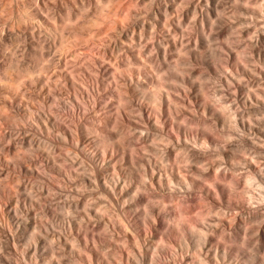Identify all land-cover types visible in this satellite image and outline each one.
I'll return each mask as SVG.
<instances>
[{"label": "rangeland", "instance_id": "obj_1", "mask_svg": "<svg viewBox=\"0 0 264 264\" xmlns=\"http://www.w3.org/2000/svg\"><path fill=\"white\" fill-rule=\"evenodd\" d=\"M197 1L0 0V264H194L179 240L185 235L189 242L187 221L200 209L209 223L204 222L211 247L207 264H264V254L246 248L248 227L264 218V130L258 128L264 118V0H223L210 29L204 20L211 4ZM159 7L169 11V28L179 24L176 39L158 21ZM137 15L148 22L146 37L139 36ZM129 32L132 39H124ZM172 39L188 51L176 57L187 61L186 75L194 82L176 79L177 84L180 77L156 53L153 43L168 48ZM115 45L122 51L114 63L123 72L107 61L97 63ZM128 55L138 67L124 65ZM108 70L131 81L121 84L120 109L105 106L101 83ZM73 76L79 92L88 93L71 106L54 107L53 95L59 87L68 91ZM151 76L159 85L154 91L146 82ZM139 83L145 87L138 90ZM145 90L160 93L152 100L141 95ZM217 106L234 115H228L231 122L221 123L225 113ZM114 130L122 132L119 144L110 138ZM152 136L154 149L148 145ZM144 145L162 151L166 168L157 170L154 159L152 171L144 158L154 155ZM132 161L142 168L136 176L129 172ZM245 173L253 177L244 184ZM136 182L143 189L133 195ZM180 206L191 216L179 225L174 215ZM263 230L256 233L264 237ZM256 243L264 251V238Z\"/></svg>", "mask_w": 264, "mask_h": 264}, {"label": "bare ground", "instance_id": "obj_2", "mask_svg": "<svg viewBox=\"0 0 264 264\" xmlns=\"http://www.w3.org/2000/svg\"><path fill=\"white\" fill-rule=\"evenodd\" d=\"M147 1V0H146ZM193 1H195V0H192V3H194ZM198 1H200V0H198ZM197 1V2H198ZM189 2V1H188ZM196 2V4H198ZM204 2H207V3H210L211 4V8H210V10L208 11V13H207V16L205 17V20H204V22H205V25L207 26V27H209L208 29H210L211 28V22H212V19L216 16V15H218V14H220V13H222V11H221V9L224 7V2H223V0H203L202 1V3H204ZM190 3V2H189ZM191 4V3H190ZM196 4H192L193 6L195 5V7H193V8H196L197 7V5ZM192 5H190L191 6V8H192ZM189 6V7H190ZM187 8V9H190V8ZM160 8V7H159ZM158 8V9H159ZM163 8V7H162ZM192 8V9H193ZM182 9H184V8H182ZM197 9V8H196ZM196 9L194 10L193 9V14H194V11H196ZM145 10V9H144ZM148 10V9H147ZM173 10V9H172ZM171 10V11H172ZM181 10V9H180ZM198 10V9H197ZM146 11V10H145ZM186 11V10H185ZM188 11V10H187ZM257 12H258V10H256ZM148 12V11H147ZM183 12H184V10H183ZM189 12V11H188ZM188 12H187V14L186 15H188ZM190 12H192V10H190ZM197 12V11H196ZM153 13V12H152ZM165 13H166V15L168 14V15H170L169 14V11H168V9H159L158 10V12L156 13V17H158L157 19H158V21L160 20V24H161V22H164L166 25H167V28H168V31H169V29H171V28H169V19H167V17H169L168 15H167V17L165 16ZM171 13V12H170ZM186 13V12H185ZM136 14V13H135ZM145 14V13H144ZM139 15V14H138ZM138 15H137V17H138ZM148 15V14H147ZM152 15H154V14H152ZM195 15V14H194ZM142 16V15H141ZM148 17V16H147ZM146 17V18H147ZM189 17V16H188ZM194 17V16H193ZM145 18V17H144ZM154 18H155V16H154ZM145 21V19L143 20V18H140V17H138V18H136L135 19V21H134V23H135V26L137 27V30H139L140 32V34L141 35H139V36H144V34H147V31H148V26L149 25H147V23L146 22H144ZM156 21V20H155ZM152 23V22H151ZM150 23V24H151ZM154 23V22H153ZM159 23V22H158ZM159 24V25H160ZM181 24V23H180ZM179 25V24H178ZM177 24H176V26H174V25H172L173 26V28H172V32H168V35L169 34H172L173 36L172 37H174L175 35H177V34H179L182 30L180 29V27L178 26ZM163 26V25H162ZM161 26V27H162ZM165 26V25H164ZM163 26V27H164ZM170 26H171V24H170ZM181 26V25H180ZM152 27V26H151ZM135 28V27H134ZM135 30V29H134ZM153 35V34H152ZM132 36V34H130V32H129V34H124L123 35V38L124 39H130V37ZM144 37H146V36H144ZM169 37V36H168ZM181 37L182 36H180L179 37V39H181ZM164 38H165V36H164ZM131 39H132V37H131ZM136 39V38H135ZM174 39H176L175 37H174ZM174 39H172V41H171V43H170V46L167 48L166 47V45L168 44V43H166L165 44V42H163V41H157V42H155V45H154V43H153V46H154V48H155V50L157 51L156 53H158V55H159V57H163L164 58V61L165 62H163L164 63V66L166 67V68H171L170 70H171V72L173 73V75H177V77H180V78H175L174 80L176 81V79H183L184 81H185V79H189L191 82H194V78H193V76H187L186 75V71L187 70H185V66L186 65H188V63H187V61H184V59H183V57H182V59L183 60H180V58L179 57H181L182 56V54L181 53H185V52H183L185 49L183 48V44L182 45H180V42H178V39L177 40H174ZM158 40V39H157ZM123 41V40H122ZM156 41V40H155ZM132 42H134V40H132ZM183 42V41H182ZM184 42H185V40H184ZM143 44V43H142ZM140 45V44H139ZM187 45V44H186ZM137 46H138V43H137ZM141 46V45H140ZM139 46V47H140ZM151 46H152V44H151ZM122 47V46H121ZM139 47H137V48H139ZM145 47V46H144ZM187 47V46H186ZM185 47V48H186ZM141 48V50H143V48L142 47H140ZM112 49V48H111ZM184 49V50H183ZM147 50V49H146ZM151 50V49H150ZM189 50V49H188ZM208 50V48L207 47H205V51H207ZM121 48L119 47V46H117V45H115V47H113V49L111 50V51H109L108 52V55H109V57H108V55L106 56V55H104L105 57H103V58H101L102 60L101 61H98L97 63L99 64V65H102V63H104L105 61H107L111 66H113L114 68L113 69H115V68H117L118 70L120 69V70H122L121 69V67L119 66V67H117V64H115L114 62H116L114 59H117L120 55H119V52L121 53ZM127 51V50H126ZM149 51V50H148ZM185 51H187V50H185ZM124 52V51H123ZM145 52V51H144ZM150 52V51H149ZM188 52V51H187ZM125 53V52H124ZM143 53V52H142ZM146 53V52H145ZM152 53V52H151ZM178 53H180V55L181 56H179V57H176V54H178ZM128 54V53H127ZM126 54V55H127ZM147 54V53H146ZM125 55V56H126ZM130 55V54H129ZM128 55V58L127 57H125V58H123V59H125V64H124V62H123V64L124 65H128V67H131L132 69H133V65H131L132 63H131V61L133 62V61H135V60H133L132 58H131V56H129ZM153 55V54H152ZM157 55V54H156ZM157 55V56H158ZM122 56V55H121ZM134 56V55H133ZM143 56V55H142ZM149 56V55H148ZM155 56V55H154ZM178 56V55H177ZM139 57V56H138ZM130 58H131V60H130ZM120 59H121V57H120ZM137 59V58H136ZM146 58H144L143 59V57H142V62H144V60H145ZM155 59V58H154ZM160 59V58H159ZM152 60V59H151ZM122 61V60H121ZM138 60H136V62H137ZM149 61V60H148ZM147 61V62H148ZM54 62V61H53ZM119 62V61H118ZM146 62V61H145ZM150 62V61H149ZM155 62V61H154ZM158 62V61H157ZM131 63V64H130ZM152 63V62H151ZM159 63V62H158ZM157 63V64H158ZM114 64H115V66H114ZM120 64H122V63H120ZM119 64V65H120ZM133 64H134V62H133ZM137 64H138V62H137ZM137 64H134V66H136ZM140 64V66H141V63H139ZM155 64V63H154ZM160 64V63H159ZM51 65V64H50ZM104 65V64H103ZM129 65H131V66H129ZM144 64H142V66H143ZM152 65V64H151ZM161 65V64H160ZM159 65V66H160ZM49 66V65H48ZM110 66V67H111ZM121 66H123V65H121ZM157 66V65H156ZM181 66L182 67H184V68H181ZM124 67L125 66H123V69H124ZM127 67V66H126ZM136 67H138V66H136ZM135 67V68H136ZM148 67V66H147ZM149 67H151V66H149ZM153 67H154V65H153ZM158 67V66H157ZM48 68V67H47ZM139 68H141V67H139ZM144 68V67H143ZM188 68V67H187ZM91 69V68H90ZM128 69V68H127ZM126 69V70H127ZM156 69V68H155ZM173 69V70H172ZM125 70V69H124ZM149 70V69H148ZM157 70V69H156ZM163 70H164V67H163ZM49 71V70H48ZM143 71V70H142ZM151 71V70H150ZM153 71V70H152ZM94 72V71H93ZM108 72H111V71H109L108 70ZM120 72V71H119ZM122 72H123V70H122ZM121 72V73H122ZM129 72H130V70H129ZM133 72V71H132ZM170 72V71H169ZM91 73V72H90ZM107 73V72H106ZM114 73V75H115V71L113 72ZM137 73V72H136ZM145 73V72H144ZM149 73V72H148ZM155 73V72H154ZM91 74H93V73H91ZM107 74H109V73H107ZM131 74V73H130ZM143 74V73H142ZM153 74V73H152ZM163 74V73H162ZM168 74H170V73H168ZM113 74H112V72H111V74H110V76H104V80H103V82L101 83V87H103V88H101L102 89V91H103V93L104 92H107L106 94H108L107 96H108V98L105 100V106L108 108V106L110 107L111 105H113L114 104V107H116L117 109L119 108V104L120 103H123L122 102V99H123V93H122V89H121V84L124 82V83H126V82H131L130 80H127L126 79V77L125 78H123V79H126V80H124V81H122L121 80V78L119 79L118 78V76L117 75H115L114 76ZM123 75V74H122ZM145 75V74H144ZM171 75V74H170ZM132 76V75H131ZM131 76H129V77H131ZM164 76V75H163ZM163 76H160V77H162L163 78ZM47 78H48V76H46ZM68 77V76H67ZM76 77L77 76H73L71 79L72 80H69L67 83V86H68V91H66L65 92V90L64 89H62L61 90V88L59 87V90H58V92H57V94H54L53 95V100L51 101V104H53L54 102H56V104L58 105V106H60V107H62V108H66L68 105H69V103H71L70 101H77V103L78 102H80V100L82 99L81 97H82V94H83V96H84V94H85V92L84 91H86L85 89L84 90H82V92L80 91L79 92V90H78V86H76V83L74 82V79H76ZM82 77V76H81ZM135 76H133V78H134ZM137 77V76H136ZM135 77V78H136ZM140 77V76H139ZM152 77V76H151ZM156 77V76H155ZM49 78H50V76H49ZM70 78V77H69ZM68 78V79H69ZM92 78V77H91ZM95 78V77H94ZM98 78V77H97ZM128 78V77H127ZM133 78H132V80H133ZM154 77H152L151 79H148V81H146V82H148V84L149 85H152V87H151V89L154 91V88L153 87H155V88H157L159 85H157V82L155 81V82H153V80H155V79H153ZM83 79V78H82ZM100 79V78H99ZM138 79V78H137ZM153 79V80H152ZM159 79V78H158ZM172 79V78H171ZM76 80H78V79H76ZM84 80V79H83ZM88 80V79H87ZM95 80V79H94ZM93 80V81H94ZM163 80V79H162ZM168 80H170V79H168ZM53 81V80H52ZM89 81V80H88ZM136 81V80H135ZM164 81H167V80H164ZM57 82V81H56ZM65 82H66V80H65ZM81 82V81H80ZM140 82H142V81H140ZM162 82V81H161ZM170 82H171V80H170ZM177 82V81H176ZM180 82V81H179ZM179 82H177V84L179 83ZM55 83V82H54ZM60 83V82H59ZM132 83H133V81H132ZM166 82H162V83H160V84H165ZM171 83H173V82H171ZM199 83H202V82H199ZM85 84V83H84ZM88 84H90V83H88ZM130 84V83H129ZM174 84H176V83H174ZM197 84V83H196ZM63 85V84H62ZM79 85V84H78ZM96 85V84H95ZM125 85V84H124ZM136 85V84H135ZM144 86V84H140L139 83V89L138 90H140V86ZM147 85V84H146ZM169 85H171L170 83H169ZM198 85V84H197ZM60 86V85H59ZM67 86L65 87V88H67ZM83 86H85V85H83ZM82 86V87H83ZM201 86V85H200ZM199 86V87H200ZM81 87V88H82ZM87 87H89V86H87ZM133 87H136V86H133ZM145 87V86H144ZM90 88V87H89ZM146 88H147V86H146ZM159 88V87H158ZM201 88V87H200ZM88 89V88H87ZM134 89H136V88H134ZM145 89V88H144ZM147 89H149V88H147ZM161 89V88H160ZM106 90H108V91H106ZM142 90H143V88H142ZM152 90H151V93L149 94V92H147L146 93V90H145V92L143 91V92H141L142 94L141 95H144L145 97H149V99L151 98L152 100H153V97L155 98V96H158V94L160 93H158L157 95H155L156 94V92H155V94L154 95H152V96H150L151 94H153L152 93ZM155 90H158V89H155ZM129 91V90H128ZM136 91V90H135ZM149 91V90H148ZM159 91V90H158ZM56 92V91H55ZM87 92V91H86ZM100 92V91H99ZM130 92H131V89H130ZM138 92V91H137ZM139 92V93H140ZM82 93V94H81ZM88 93V92H87ZM91 93V92H90ZM101 93V92H100ZM138 93V94H139ZM132 95V94H131ZM47 96V95H46ZM52 96V95H51ZM94 96V95H93ZM130 96V95H129ZM139 96V95H138ZM87 97H89L88 95H87ZM86 97V98H87ZM100 97V96H99ZM142 97V96H141ZM162 97V96H161ZM50 97H49V99H51ZM157 99H156V101L158 102V97H156ZM48 99V100H49ZM92 99H94V98H92ZM168 99H169V97H168ZM83 100V99H82ZM171 100V99H170ZM169 100V101H170ZM151 101V100H150ZM159 101H160V99H159ZM49 102H50V100H49ZM173 102V101H172ZM48 103V102H47ZM155 103V102H154ZM169 103V102H168ZM124 104V103H123ZM123 104H121V105H123ZM170 104V103H169ZM57 105H56V107H57ZM75 105V104H74ZM79 105V104H78ZM82 105H83V103H82ZM52 106V105H51ZM69 106H71V105H69ZM222 106V105H221ZM54 107H55V103H54ZM121 107V106H120ZM154 107V106H153ZM159 107V106H158ZM218 107V106H217ZM220 107V106H219ZM218 107V108H219ZM52 108V107H51ZM113 108V107H112ZM225 108V107H224ZM53 109V108H52ZM120 109V108H119ZM216 109V108H215ZM226 109V108H225ZM108 110H110V108H108ZM114 110V109H113ZM113 110H111V111H113ZM116 110V109H115ZM170 110V109H169ZM218 110H221L222 111V113L224 112H226V110L224 111L222 108L220 109H218ZM53 111V110H52ZM51 111V112H52ZM117 111V110H116ZM221 111H218V112H220L221 113ZM55 112V111H54ZM109 113H110V111H108ZM118 113H119V111H117ZM214 112H215V115L216 116H218L219 118L222 116V115H219V113H217L215 110H214ZM108 113V114H109ZM226 114V113H225ZM225 114L223 115L224 117H222V119H221V123H225V122H227L228 123V121H227V119L226 118H228L229 119V122H231L230 121V117L229 116H234V115H232L231 114V112H228L227 114H226V116H225ZM229 115V116H228ZM264 115V114H263ZM111 116V115H110ZM114 118H115V115H114ZM232 118H234V117H232ZM242 119H243V117H242ZM111 120V119H110ZM117 120V119H116ZM115 120V121H116ZM245 120V119H244ZM244 120H242V121H244ZM114 121V122H115ZM235 121H236V119H235ZM242 121H240L241 123V125H242ZM108 122V121H107ZM112 122V121H111ZM245 122V121H244ZM243 122V123H244ZM106 123V122H105ZM220 123V124H221ZM226 123V124H227ZM251 123L253 124V122H252V120H251ZM251 123H249L250 125H251ZM258 123H260L261 124V126H260V124H259V126H258V128L259 129H263L264 130V118H261L260 120H259V122ZM115 124V123H114ZM231 124V123H230ZM257 124V123H256ZM232 125V124H231ZM253 125H255V124H253ZM108 126V125H107ZM109 126H110V124H109ZM118 126V125H117ZM230 126V125H229ZM244 126V125H243ZM114 128H115V126H113ZM203 127V126H202ZM245 127V126H244ZM107 128V127H106ZM118 128V127H117ZM205 128V127H204ZM119 129H121L120 127H119ZM187 129V128H186ZM206 129V128H205ZM111 130V129H110ZM185 130V129H184ZM87 131H89V129L87 130ZM94 131V130H93ZM113 131V130H112ZM121 132V131H120ZM118 133V132H116L115 130H114V132L111 134V136H110V138L112 139V140H116L115 142L116 143H118L119 144V140H121V139H119L120 137L122 138L123 137V135H121L122 134V132L121 133ZM87 133V132H86ZM89 133V132H88ZM94 133V132H93ZM207 133V132H206ZM256 133V132H255ZM202 134H204V135H206L205 134V131H204V133H203V131H202ZM254 134V133H253ZM128 135V134H127ZM152 135V134H151ZM204 135H202L203 136V138H204V140H205V136ZM230 135H232V134H230ZM229 135V136H230ZM261 135V134H260ZM129 136V135H128ZM157 137H155V138H157V139H159V137H158V135H156ZM162 136V135H161ZM108 137V136H107ZM126 137V136H125ZM153 137V136H152ZM150 137L151 139L149 140V146H151L152 148H153V146H155L156 145V142H157V140H155V138L153 137ZM189 137V136H188ZM106 138V137H105ZM132 138V137H131ZM162 138V137H161ZM95 139H96V136H95ZM107 139V138H106ZM109 139V138H108ZM127 139H128V137H127ZM126 139V140H127ZM130 139V138H129ZM148 139V138H147ZM163 139V138H162ZM161 139V140H162ZM99 140V139H98ZM104 140V139H103ZM110 140V139H109ZM122 140H123V138H122ZM132 140V139H131ZM156 141V142H155ZM206 141V140H205ZM205 141H203V142H205ZM114 142V143H115ZM124 142V141H123ZM126 142H128V141H126ZM130 142H132V141H130ZM96 143V142H95ZM100 143H101V141H100ZM107 144H108V141L106 142ZM113 143V142H112ZM111 143V144H112ZM197 143V142H196ZM98 144H99V142H98ZM104 144H105V142H104ZM110 144V143H109ZM108 144V145H109ZM121 144V143H120ZM127 144V143H126ZM242 144V143H241ZM255 144H260V143H255ZM100 145V144H99ZM103 145V144H102ZM123 145V144H122ZM124 145H125V143H124ZM123 145V146H124ZM239 145V144H238ZM116 146V145H115ZM123 146H121V147H123ZM158 146V145H157ZM176 146V145H175ZM110 147V146H109ZM111 147H113V146H111ZM128 147V146H127ZM126 147V148H127ZM133 147V146H132ZM132 147H128V148H130L131 150H132ZM156 147V146H155ZM154 147V148H155ZM182 147V146H181ZM237 147V146H236ZM127 148V149H128ZM134 148V147H133ZM153 148V149H154ZM179 148V147H178ZM177 148V149H178ZM183 148V147H182ZM181 148V149H182ZM71 149V148H70ZM69 149V150H70ZM184 149V148H183ZM242 151H244V150H247L246 148H245V146L243 147V145H242V148H240ZM254 149V148H253ZM129 150V149H128ZM133 150H135V149H133ZM146 150V151H145ZM159 150V149H158ZM158 150L156 149L155 150V152L153 151V150H151L150 148H148L147 146H145L144 145V152L146 153L147 151L151 154V152L150 151H152V153L153 154H151V155H154L153 157L152 156H150V155H147V157L145 156V158H144V160L145 161H147L146 163L147 164H149L150 166H152V164L153 165H155V161H154V159L156 160V163L158 164V166L159 167H157V170H159V171H161V170H163L162 169V167L164 168H166V163H164V161H163V157H162V154H161V150H159V151H161L160 152V154H161V156H160V154H158ZM257 150V149H256ZM124 151V150H123ZM138 151V150H137ZM262 151L263 150H261V153H262ZM69 152V154H71L70 153V151H68ZM67 152V153H68ZM147 152V153H148ZM180 152V151H179ZM179 152H178V154H179ZM182 152H184V151H182ZM76 153V152H75ZM155 153V154H154ZM261 153H259V154H261ZM264 153V152H263ZM263 153H262V155H263ZM77 154V153H76ZM134 154V153H133ZM133 154H131V155H133ZM177 154V155H178ZM257 154V153H256ZM258 154V155H259ZM180 156H181V153L179 154ZM255 155V154H254ZM127 156V155H126ZM184 157H185V154L183 155ZM70 157V156H69ZM75 157V156H74ZM133 157V156H132ZM187 157V156H186ZM257 157V156H256ZM126 158V157H125ZM135 158V157H134ZM139 159V158H138ZM186 159V158H185ZM255 160V161H258L257 159H255V158H252V160ZM66 160V159H65ZM131 160V159H130ZM200 160H202V159H200ZM199 160V161H200ZM140 161H142V160H140ZM133 162V161H132ZM135 162V161H134ZM133 162V163H134ZM143 162V161H142ZM141 162V165L143 164ZM201 162V161H200ZM136 164H138V163H134V165L133 166H131V169L129 170V172L131 171V173H132V175H134L135 173L137 174V173H139V171L142 169H140L139 167V164H138V166L136 165ZM164 165V166H163ZM262 165V164H261ZM146 165H145V162H144V165H142V167H145ZM130 168V167H129ZM153 168V169H152ZM152 171H154V168H155V166L153 167L152 166ZM160 168V169H159ZM140 169V170H139ZM144 170V169H143ZM166 170H168V169H166ZM29 171V170H28ZM263 171V170H262ZM155 172V171H154ZM166 172H168V171H166ZM141 173V172H140ZM143 173V172H142ZM162 172H160V174H159V176L161 177L162 176V174H161ZM263 173V172H262ZM246 174V173H245ZM248 174V173H247ZM246 174V177H245V179L247 180H249V181H244V184L246 183V182H250V178H251V176L252 175H250V174H248L247 175ZM105 175V174H104ZM171 174L168 172V174H167V179L166 180H171L172 179V177L170 176ZM254 175V174H253ZM106 176V179H108V175H105ZM108 176V177H107ZM134 176H136V175H134ZM138 176H139V174H138ZM140 176H141V174H140ZM139 176V177H140ZM262 176H264V175H262ZM143 177H144V175H143ZM253 177V176H252ZM163 177H161V179H162ZM160 179V178H159ZM185 179V178H184ZM115 180V179H114ZM141 180H142V177H141ZM187 180V179H186ZM224 180V179H223ZM243 180H244V178H243ZM242 180V181H243ZM253 180H254V178H253ZM143 181V180H142ZM234 181V180H233ZM232 181V179L231 180H229V178H228V180H227V182L226 183H228L229 182V185H231V186H234V185H236V184H234V183H236V182H233ZM141 182V181H140ZM140 182H136V183H134V188L133 189H131L130 191V193H132L133 195H135V194H138V192L141 190V184H140ZM162 182V181H161ZM171 182H172V180H171ZM222 182H225V181H222ZM125 183H126V181H125ZM142 183V182H141ZM169 183V182H168ZM243 183V182H242ZM124 184V183H123ZM165 184H166V182H165ZM249 184V183H248ZM252 184H253V182H252ZM167 185V184H166ZM227 185V184H226ZM229 185H227V186H229ZM240 185V184H239ZM130 186V185H129ZM160 186V185H159ZM162 186H163V184H162ZM161 186V187H162ZM238 186V185H237ZM246 186H247V184L246 185H244V187L246 188ZM240 187V186H239ZM238 187V189H240ZM248 187V186H247ZM143 189V188H142ZM234 189V188H233ZM232 189V190H233ZM248 189V188H247ZM246 189V190H247ZM237 190V189H236ZM243 190H244V188H243ZM133 191V192H132ZM241 192V191H240ZM243 192V191H242ZM129 194V193H128ZM128 194H127V196H128ZM130 195V194H129ZM133 197V196H132ZM130 198H131V196H130ZM160 198V197H159ZM163 198V197H162ZM154 199H156V198H154ZM165 199V198H164ZM164 199H160V201L161 200H163L164 201ZM151 200H153V199H151ZM159 201V202H160ZM162 201V202H163ZM166 201V200H165ZM161 202L162 203V207H163V205L166 203L167 204V202ZM155 202H158V199L155 201ZM151 204V203H150ZM155 204H160V203H155ZM179 204V203H178ZM154 205V204H153ZM176 205V204H175ZM182 205V204H181ZM151 206V205H150ZM164 206H166V205H164ZM157 207V206H156ZM158 207H160V205L158 206ZM177 208H179V207H177ZM148 209V208H147ZM182 209H184V208H182ZM181 209V206H180V208H179V213H175L176 215H174V221L175 222H177L179 225H180V223H179V221L181 220V219H183V220H185L186 219V217H187V215H186V211H183ZM150 210V209H149ZM198 210V209H197ZM196 210V211H197ZM209 210V209H208ZM148 211V210H147ZM177 211V210H176ZM199 211V210H198ZM197 211V212H198ZM211 211V213H213L212 212V210H210ZM209 211V212H210ZM196 212V214H197V216H199L198 215V213ZM201 212V209H200V211H199V213ZM204 212H206V211H203V213ZM208 212V213H209ZM216 212V215H214V216H217V213L219 212L220 213V211H215ZM147 213V212H146ZM190 213V212H189ZM202 212L200 213V218H201V220L203 221H201V222H199L198 220H200L199 219V217H198V219L196 218L197 216H195V219H194V217H192L194 220L193 221H191V219L189 218V217H187L188 219L187 220H189V221H187L188 223V230H189V233H190V240H189V238H188V240H189V242H186L187 241V239H184L185 238V235H184V238H182V236H181V238H180V240H179V242H180V244H184L185 243V245H183V247L184 246H187L188 248V250H190L189 252H191V254L192 255H190V257L192 258V262L194 263V264H207V262H208V260L205 258V254H208L209 252H211V247L209 246V243H208V241H207V238H208V234H207V232H208V230H207V232L205 231V228L204 227H206V226H204V225H206V224H204V218L206 219V214H203ZM219 213H218V216H219ZM191 214V213H190ZM203 214V215H202ZM145 215V214H144ZM209 215H211V214H209ZM221 215H222V212H221ZM146 216V215H145ZM217 216V217H218ZM259 215H257V217H258ZM204 217V218H203ZM259 219L261 218V220H263L262 219V217H258ZM257 218V219H258ZM214 220H215V218H213ZM258 219V220H259ZM219 220V219H218ZM217 220V221H218ZM256 220V219H255ZM255 220H253V221H255ZM258 220H256L255 221V226H254V224H253V222L251 223V221H250V223L254 226H252V227H250V229H249V227H248V230H249V242L251 243H249L248 242V240H247V244H248V246H246V248L247 249H249V251H248V253H250V251H251V253H254V251H256L254 254L256 255H260V256H262L263 254H264V251H263V247H261V244H259L257 247L255 246V245H257L258 243H256V239L257 238H264L263 237V235L262 234H257L256 232H258V231H262L263 229H264V221H258ZM207 223H208V220L206 221ZM205 222V223H206ZM216 222V221H215ZM201 223V224H200ZM219 223V222H218ZM177 224V225H178ZM186 224V225H187ZM209 224V223H208ZM247 224V223H246ZM248 224H249V222H248ZM247 224V225H248ZM257 225V226H256ZM207 229H210V226L207 228ZM211 230V229H210ZM245 230H246V228H245ZM247 231V230H246ZM264 231V230H263ZM184 232V231H183ZM174 233V232H173ZM257 235H259L258 237H256ZM256 237V239H254ZM253 238V239H252ZM162 239V238H161ZM162 240H164V239H162ZM162 240H160L161 241V243L163 242ZM209 240V239H208ZM236 240H237V238H236ZM235 240V241H236ZM242 240H243V238H242ZM253 240H254V242L256 243H254L253 242ZM158 242H159V240H157ZM213 241V240H212ZM258 241V240H257ZM179 242H177V243H179ZM245 241H243V242H241V240H239L238 241V244L235 242V244H237V245H239V246H241L242 245V247L244 248L245 246H243V245H246V243L245 244H243ZM187 243V244H186ZM160 244V243H159ZM163 244V243H162ZM253 244H255V245H253ZM158 247V246H157ZM163 246H161V248H162ZM166 247V246H165ZM183 247H181V250H182V248ZM223 247H224V245H223ZM256 247V248H255ZM186 248V247H185ZM185 248L183 249V250H185ZM239 248V247H238ZM241 248V247H240ZM159 249V248H158ZM163 249H165V248H162V250ZM220 249V248H219ZM243 250H245V252H246V249H243ZM168 251V250H167ZM187 251V250H186ZM221 252V251H220ZM242 252V251H241ZM245 252H243V253H245ZM247 253V254H248ZM223 254V253H222ZM225 254H227V253H225ZM262 254V255H261ZM209 255H211L210 253H209ZM214 255V254H213ZM246 255V254H245ZM252 255V254H251ZM255 255H253V256H251V257H253V258H255L254 256ZM216 256V255H215ZM225 256V255H224ZM207 257V256H206ZM226 258V257H225ZM224 258V259H225ZM226 260V259H225ZM254 260V259H253ZM228 261V260H227ZM230 262V261H229Z\"/></svg>", "mask_w": 264, "mask_h": 264}]
</instances>
